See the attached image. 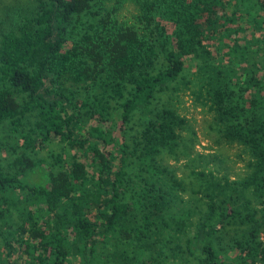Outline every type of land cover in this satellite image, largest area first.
<instances>
[{"label": "trees", "instance_id": "16d2710c", "mask_svg": "<svg viewBox=\"0 0 264 264\" xmlns=\"http://www.w3.org/2000/svg\"><path fill=\"white\" fill-rule=\"evenodd\" d=\"M33 2L31 12L6 13L0 30V124L19 138L11 150L22 152L13 171L0 166V264H107L110 244L129 245L131 264H160L142 244L169 226L163 213L174 180L156 155L178 143L185 120L162 109L132 148L125 130L194 56L204 62L198 93L221 135L252 157L260 217L242 215L235 197L211 198L187 249L199 250L197 264H228L221 233L239 221L245 234L229 246L230 264H264V0ZM127 2L137 11L131 22L119 18ZM111 99L121 100L117 124ZM52 139L68 159L45 165L25 155ZM133 161L147 176L140 172L138 190L129 183Z\"/></svg>", "mask_w": 264, "mask_h": 264}, {"label": "rangeland", "instance_id": "374dc122", "mask_svg": "<svg viewBox=\"0 0 264 264\" xmlns=\"http://www.w3.org/2000/svg\"><path fill=\"white\" fill-rule=\"evenodd\" d=\"M15 7H22L31 12L34 2L33 0H0V30L5 29L6 13ZM136 12L135 6L127 2L120 9L119 18L131 22ZM207 44L209 45V42ZM209 49L213 48L209 47ZM203 64L204 62L196 56L186 59L184 71L178 80L169 89L157 92L146 108L135 111L125 130L127 143L132 148L134 145L137 146L148 122L162 109H174L185 120V125L177 130L180 136L178 143L156 155L159 164L171 173V176H167L169 181L174 180L170 182L171 195L168 197L166 212L163 213V218L169 226L159 231L151 230L149 238L141 241L142 244L150 247L160 264L198 263L199 250L193 248L188 251L185 241L193 235L195 225L211 198L222 200L229 196L235 197L238 199L236 205L242 215L254 210L257 218L260 217V206L257 205L252 183L249 182V175L253 171L250 165L252 157L242 145L224 139L209 102L204 98V94L198 93L199 70ZM237 79L241 80V78ZM125 88L124 96L127 97L130 88L128 85ZM120 102L119 99L110 100L113 124H117L120 117ZM10 133L7 122L0 124V166L7 171L14 170L10 164L22 153L20 149L15 152L11 150V144L19 138L16 140ZM25 155L33 160H41L45 165L54 164L58 156H62L63 159L69 157L66 147L57 139H52L34 152L27 151ZM129 171L131 189L138 190L143 187L141 170L137 162H132ZM41 173V171L37 172L34 178L40 177ZM141 173L146 179V174ZM174 214L183 217L177 224L171 220ZM244 224L238 221L227 226L221 233L220 244L225 248L223 257L228 264L233 255L229 246L234 240L243 237ZM259 233L260 239L264 241V227ZM1 248L0 240V251ZM125 254H128L127 258L124 257ZM131 255L129 245L110 244L105 249L101 262L131 264Z\"/></svg>", "mask_w": 264, "mask_h": 264}]
</instances>
